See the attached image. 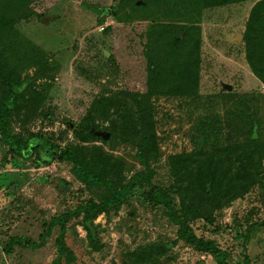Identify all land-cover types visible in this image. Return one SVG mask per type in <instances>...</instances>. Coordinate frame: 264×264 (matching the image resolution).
Wrapping results in <instances>:
<instances>
[{"label": "rangeland", "instance_id": "374dc122", "mask_svg": "<svg viewBox=\"0 0 264 264\" xmlns=\"http://www.w3.org/2000/svg\"><path fill=\"white\" fill-rule=\"evenodd\" d=\"M16 81L13 135L73 151L102 183L42 153L21 159L0 136V264H216L145 183L94 215L92 236L81 215L40 249L3 252L142 174L229 264H264V0H0V109Z\"/></svg>", "mask_w": 264, "mask_h": 264}, {"label": "trees", "instance_id": "16d2710c", "mask_svg": "<svg viewBox=\"0 0 264 264\" xmlns=\"http://www.w3.org/2000/svg\"><path fill=\"white\" fill-rule=\"evenodd\" d=\"M236 1V0H234ZM111 10V9H110ZM161 28H165L164 26L157 25L154 26L152 35L154 38H159L158 31ZM198 28L195 26H191L188 28L186 38H199V33L197 32ZM162 36L167 35V31ZM179 42L178 39H176ZM158 42L157 39L154 42H151L150 51L152 54H155V44ZM154 43V44H153ZM196 59L198 62L200 61L199 52H200V42L196 41ZM172 55L167 57V61H165L164 65L169 64ZM153 67L156 68V60L152 58ZM197 81V79H196ZM198 81L196 82L197 86ZM24 83L16 81L14 83H8V91L10 93L9 99L6 104H4L0 109V136L2 143L8 147V149L17 157L27 160L33 158L36 154L42 153L50 160H57L59 162H69L75 165V169L78 170L77 176H79L82 180L88 183L97 182L98 184L102 183V179L100 177H95L85 171L84 166L79 163L78 158L75 153L71 150L59 149L55 147L53 144L48 142L47 140L33 138L28 142H24L19 140L12 133L11 125H10V112L11 106H13L15 97L17 96L18 88L23 86ZM163 88L162 84L159 82H155L152 88H150L151 96L159 95L158 91ZM96 130L92 128V130ZM92 133V132H91ZM93 134V133H92ZM94 135V134H93ZM41 164H44L45 161L41 160ZM97 180V181H96ZM145 183L150 189V197L149 201L153 205H163L167 208V214L169 218L180 226V237L185 239L187 243L196 247L200 252L210 254L216 261V264H229L228 262V254L222 251L215 242L206 241L204 239L199 238L193 230L187 226L185 220L180 218L175 212L172 201L170 197L166 194V192L152 184L149 180L148 176L145 174L139 175L131 179L130 183L123 187L120 193L113 192L111 193L103 202L101 203H88L85 206L78 208L73 212H69L60 218H55L50 224L45 226L46 231L39 235V242H34L26 238H22L19 236L10 237L8 242L3 248V252L6 255H11L14 252L15 247L20 248H32V249H40L44 246L45 241L50 237L51 231L55 227H60L62 233L65 232L66 224L74 217H79L84 215L83 224L88 234L92 236L93 234V224L92 217L102 211L104 208L110 205H121L123 200L126 199L129 194L136 189L139 184ZM206 189H210V185L206 184ZM63 234L60 236L59 241H62Z\"/></svg>", "mask_w": 264, "mask_h": 264}, {"label": "water", "instance_id": "95a60500", "mask_svg": "<svg viewBox=\"0 0 264 264\" xmlns=\"http://www.w3.org/2000/svg\"><path fill=\"white\" fill-rule=\"evenodd\" d=\"M103 12H104L105 15H109L111 13V10L110 9H105ZM54 19H55V16H44L42 18V22L47 24L48 22H50L51 20H54ZM234 40L237 41V42H240L242 40V36L238 35L236 38H234ZM226 87H228L227 89H229V90L231 89V87H229V86H226ZM91 132L95 136H97L99 138H102L105 141H108L110 139V137H111V134L108 133V132H105V131H97V130L93 129Z\"/></svg>", "mask_w": 264, "mask_h": 264}]
</instances>
